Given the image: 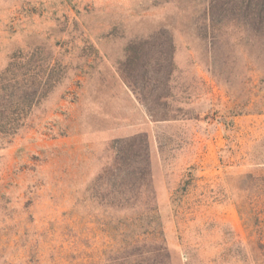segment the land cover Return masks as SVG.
I'll list each match as a JSON object with an SVG mask.
<instances>
[{
    "label": "rangeland",
    "instance_id": "1",
    "mask_svg": "<svg viewBox=\"0 0 264 264\" xmlns=\"http://www.w3.org/2000/svg\"><path fill=\"white\" fill-rule=\"evenodd\" d=\"M0 264H264V0H0Z\"/></svg>",
    "mask_w": 264,
    "mask_h": 264
},
{
    "label": "trees",
    "instance_id": "2",
    "mask_svg": "<svg viewBox=\"0 0 264 264\" xmlns=\"http://www.w3.org/2000/svg\"><path fill=\"white\" fill-rule=\"evenodd\" d=\"M37 98L38 97H33L30 101H25L24 103H21V105L19 104L20 108H22V109H25V108L27 109L28 108L29 109V108L33 107V105H35V103L37 102L36 101ZM20 125H21L20 121H18L17 123L8 121L6 123V127H3L4 128L3 132L5 133V135L12 134L13 132L17 131V128H19Z\"/></svg>",
    "mask_w": 264,
    "mask_h": 264
}]
</instances>
